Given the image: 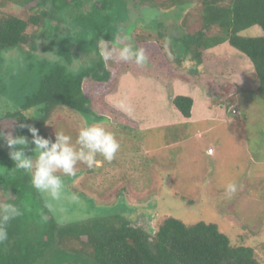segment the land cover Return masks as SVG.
Returning <instances> with one entry per match:
<instances>
[{"label": "rangeland", "instance_id": "obj_1", "mask_svg": "<svg viewBox=\"0 0 264 264\" xmlns=\"http://www.w3.org/2000/svg\"><path fill=\"white\" fill-rule=\"evenodd\" d=\"M198 1L186 5L182 11L168 10L166 15L159 14L164 25L157 28L156 33L152 32L155 29L151 24L136 26L138 18L148 20L147 14L140 9H131V14L118 19L116 27L119 30L114 31L116 44L112 45L122 47L129 42L126 37L130 38L136 49L144 50L146 65L122 62L114 56L107 62L111 73L108 83L85 84V94L91 100L94 113L104 120L63 109L53 113L46 132L50 142L55 143L56 133L63 131L72 137L71 143L79 150L76 138L80 128L85 123L99 124L114 134L120 149L111 162L98 154L97 159L101 161L99 168H89L78 162L75 176H65L57 171L55 175L61 176L64 183L59 199L54 200L47 193L38 192L49 208L48 216L62 225L74 224L91 216H109L112 212L127 218L134 217V226H140L151 235L156 231L157 222L165 217H174L189 225L216 223L229 235L232 244L253 248L256 258L264 264V101L254 91L256 83L253 75L236 73L225 79L223 77L220 82L212 80L209 86H204L212 91L208 93L204 90L202 94L207 97L213 112L217 113L212 120L178 123L172 117L162 125L153 124L151 121L154 119H151L149 126L146 120L143 122L138 117L136 122H130V129L125 126L128 122L120 113V107H124L121 106L123 94L130 92L128 88L123 91L127 78L157 83L159 91H165L168 99L172 97L171 89L174 91L177 82L183 84L189 80L187 67L191 65V60L182 56L183 53L171 41L200 30L202 19ZM149 2L144 1L142 6H151ZM91 8L90 4H85L78 10L72 9V12H88ZM28 10L29 6L26 8L0 0V17L14 15L28 19L38 14L40 9ZM44 10L49 12L48 8ZM48 15H44L41 24L30 25L27 30L29 34L38 36L35 51L28 46L24 48L25 52L32 53L31 57L18 50L1 57L0 71L8 85L6 92L0 93L2 133H6L8 127L2 120L3 114L15 108L16 96L24 93L20 89L16 95L13 94L12 77L32 59L59 60L58 49L64 50L68 42L73 51L80 52V43L71 44L72 40L66 36L92 37L89 31L83 32L81 24L76 22L77 15H70L69 12L56 18ZM159 34L164 36L170 51L182 60L183 67L174 63L179 70L176 73L155 40ZM60 35H65L60 40L61 46L49 49L53 45V37ZM239 35L257 38L262 37L264 32L254 26ZM99 45L101 47V42ZM79 60L85 64L89 57L81 55ZM79 60L75 59L72 67L79 66ZM32 74L28 72L20 77L23 86L32 80ZM28 85L31 87V84ZM87 119H90L89 122ZM27 142L25 155L35 161V148ZM87 169L91 171L87 173ZM229 183L237 185V191L231 197L226 193Z\"/></svg>", "mask_w": 264, "mask_h": 264}, {"label": "trees", "instance_id": "obj_2", "mask_svg": "<svg viewBox=\"0 0 264 264\" xmlns=\"http://www.w3.org/2000/svg\"><path fill=\"white\" fill-rule=\"evenodd\" d=\"M2 1L26 8L29 6L28 11L40 10L39 15L33 14L28 19L14 15L0 17V61L3 54L10 51L25 52L26 46L31 51L37 49L38 36L29 34L27 30L30 25L41 24L44 15L56 18L66 12L75 14L83 32L89 31L92 37L66 36L72 40L71 44L79 42L80 52L89 57L84 65L70 68L71 48L69 42L64 50L58 47L65 36L60 35L53 37V45L49 47L59 48V60L32 59L12 77L13 94L16 95L20 89L24 93L16 96L20 99L18 107L5 111L2 116L8 127L7 132L0 135V203L17 205L22 215L7 225L8 239L0 244V264H262L253 248L232 244L229 235L216 223L189 225L180 219L165 217L157 222L156 231L151 235L140 226H134V217L127 218L112 212L109 216H91L74 224L62 225L48 216L49 208L38 190L32 187L31 177L15 168L6 145L8 133L24 136L32 144L29 127H35L39 136L48 139L47 124L53 113L59 110L104 120L94 113L91 100L85 94L86 82L106 84L111 79L108 64L99 55L100 42L104 40L116 44L114 31L119 30L117 21L129 15L131 9H143L142 13L147 15L156 13L155 19L140 17L136 21L138 28L151 24L155 29L152 32L156 33V29L164 25L159 14L166 15L168 10L182 11L194 0H150L152 5L148 7L142 4L149 0ZM198 2L202 19L200 30L171 41L183 53L182 56L191 60V65L187 67L189 80L183 84L177 82L174 91L171 89L172 97L168 99L165 91H159L157 83L127 78L123 91L128 88L130 92L123 94L121 106L124 107H120V113L128 122L125 123L128 128L131 129L130 122H136L138 117L143 122L154 119L151 122L160 125L172 117L178 123L212 120L217 113L210 108L207 97L202 95L204 90L208 93L212 91L204 86L212 80L220 82L223 77L225 79L236 73L252 74L256 83L254 91L264 101V35L257 38L239 35L254 26L264 32V0ZM85 4L91 5L90 11L72 12V9L78 10ZM46 8L49 12L44 10ZM163 37L159 34L155 39L163 55L172 68L174 63L183 67L182 60L170 51ZM25 53L31 57V52ZM173 70L176 73L177 66ZM28 72H33L31 83L28 81L23 86L20 77ZM142 86L144 89H141ZM7 88L0 71V93H5ZM224 113H227L225 109ZM21 124L26 127L21 128ZM32 146L35 148L34 144Z\"/></svg>", "mask_w": 264, "mask_h": 264}, {"label": "clouds", "instance_id": "obj_3", "mask_svg": "<svg viewBox=\"0 0 264 264\" xmlns=\"http://www.w3.org/2000/svg\"><path fill=\"white\" fill-rule=\"evenodd\" d=\"M156 13L147 15L148 20L155 19ZM129 42L122 47L112 45L110 42L101 41L100 57L107 63L115 56L122 62H133L138 66H145L147 57L143 49H136L134 44ZM109 44L111 45L109 49ZM21 128L26 125L21 124ZM32 135V144L35 145V161L32 157L25 155L24 149L27 147V139L24 136H12L8 133L6 145L10 149L9 156L15 164V168L31 174V185L36 190L47 193L52 199L61 197L64 187L61 176L55 175L61 171L65 176L76 175V165L78 162L84 163L89 168L101 167V161L97 155L103 157L105 161L111 162L120 149V144L114 134L106 130L99 124L89 125L85 123L80 128L76 138L79 150L71 143L72 137L65 135L63 131L56 133V142L51 143L49 139L38 135L35 127H29ZM0 135H3L0 132ZM237 191L235 183H229L226 193L229 197ZM22 215L21 209L11 203H0V244L8 239V223Z\"/></svg>", "mask_w": 264, "mask_h": 264}, {"label": "flooded vegetation", "instance_id": "obj_4", "mask_svg": "<svg viewBox=\"0 0 264 264\" xmlns=\"http://www.w3.org/2000/svg\"><path fill=\"white\" fill-rule=\"evenodd\" d=\"M141 11L143 10V9H140ZM132 11V10H131ZM130 14H131V12H130ZM144 14V13H143ZM81 55H83V57H87V54L86 53H84V52H77V51H73L72 50V48H71V62H74L75 61V59H77V60H79L80 59V57H81ZM64 62H67L66 60L64 61ZM83 62H80V60H79V66L80 65H84V64H82ZM67 64H69L68 62H67ZM79 66H77V67H79ZM75 67V66H74ZM74 67H72V63L70 64V68H74ZM76 67V68H77ZM18 99V98H17ZM17 99H15V101H16V104H15V108H17L18 107V102H17ZM15 108H13L12 110H14ZM9 111V110H8Z\"/></svg>", "mask_w": 264, "mask_h": 264}, {"label": "crops", "instance_id": "obj_5", "mask_svg": "<svg viewBox=\"0 0 264 264\" xmlns=\"http://www.w3.org/2000/svg\"><path fill=\"white\" fill-rule=\"evenodd\" d=\"M123 155V154H122Z\"/></svg>", "mask_w": 264, "mask_h": 264}]
</instances>
